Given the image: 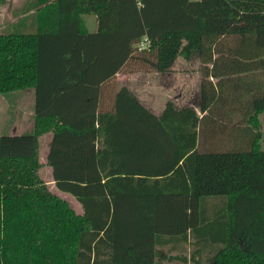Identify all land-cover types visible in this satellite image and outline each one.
<instances>
[{"label": "trees", "instance_id": "16d2710c", "mask_svg": "<svg viewBox=\"0 0 264 264\" xmlns=\"http://www.w3.org/2000/svg\"><path fill=\"white\" fill-rule=\"evenodd\" d=\"M34 7L35 33L4 34L0 23V95L35 90L34 133L0 136V264H264L259 121H224L234 135L214 136L193 108L168 102L156 116L127 87L105 88L118 74L167 73L197 56L204 113L215 56L264 71V0ZM50 133L55 187L82 214L42 179L40 138ZM181 244L190 258L172 257Z\"/></svg>", "mask_w": 264, "mask_h": 264}, {"label": "crops", "instance_id": "0c3cea01", "mask_svg": "<svg viewBox=\"0 0 264 264\" xmlns=\"http://www.w3.org/2000/svg\"><path fill=\"white\" fill-rule=\"evenodd\" d=\"M97 29L98 22L89 32L95 33ZM215 59L216 61L210 64L206 71L208 83L205 100L208 102L212 98V101L204 113L200 112L203 92L201 63L198 58L197 65L192 66V69H188L190 65L189 67L185 65L186 67L178 72L175 68H170L167 73H155L158 80L155 84L154 96L164 108L168 102H173L179 107L195 109L201 117H205L208 122L211 121L207 126L208 134L232 136L234 135L233 123H228L229 127L225 129L221 125L225 123L224 121H247L249 126L250 121L264 120V112H259V103L264 94V71L255 65L247 70L239 71L231 64L232 58L215 56ZM129 78V74H118L116 79L108 83L105 88L117 92L123 87H128L122 80L129 81ZM116 83L120 84L118 90L115 89Z\"/></svg>", "mask_w": 264, "mask_h": 264}, {"label": "rangeland", "instance_id": "374dc122", "mask_svg": "<svg viewBox=\"0 0 264 264\" xmlns=\"http://www.w3.org/2000/svg\"><path fill=\"white\" fill-rule=\"evenodd\" d=\"M35 0H4L1 5V32L7 33H35V17L36 8ZM84 21L88 31L96 27L97 18L95 15L84 16ZM96 21V22H95ZM95 22V23H94ZM197 58L192 56L191 60L186 61L181 57L173 63L171 68H175L178 72L182 68L190 65L196 66ZM186 65V66H185ZM170 71V70H169ZM168 71V72H169ZM172 73V69H171ZM174 73V71H173ZM175 74V73H174ZM129 81L122 80L123 83L130 88L135 97L156 116H161L162 107L156 100L154 92H156L155 84L158 76L155 73H134L129 74ZM119 83L115 84L118 90ZM127 87V88H128ZM128 88V89H129ZM160 101V100H159ZM35 90L26 89L16 91L7 95H0V136H19L34 133L35 121ZM261 128V146L264 148V120L259 121ZM52 134H46L40 138V162L42 164L41 176L50 190L67 200L78 214H82V207L76 199L68 194L57 191L53 181L52 170L48 166L47 156L49 152ZM194 248L191 244H181L178 250L174 251L172 257H188L190 258ZM168 254V251H167ZM170 257V256H168ZM222 258H217V262ZM188 264H192L188 259ZM165 264H186L182 260L165 261ZM207 264V262H205Z\"/></svg>", "mask_w": 264, "mask_h": 264}, {"label": "built area", "instance_id": "2783aa9c", "mask_svg": "<svg viewBox=\"0 0 264 264\" xmlns=\"http://www.w3.org/2000/svg\"><path fill=\"white\" fill-rule=\"evenodd\" d=\"M147 47V41L145 40L140 46H139V48L141 49V50H143V49H145Z\"/></svg>", "mask_w": 264, "mask_h": 264}]
</instances>
